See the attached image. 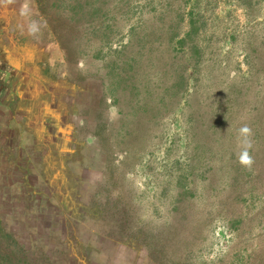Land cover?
<instances>
[{
    "label": "rangeland",
    "instance_id": "374dc122",
    "mask_svg": "<svg viewBox=\"0 0 264 264\" xmlns=\"http://www.w3.org/2000/svg\"><path fill=\"white\" fill-rule=\"evenodd\" d=\"M0 17L44 92L28 138L0 139V264H264V0H0Z\"/></svg>",
    "mask_w": 264,
    "mask_h": 264
},
{
    "label": "crops",
    "instance_id": "0c3cea01",
    "mask_svg": "<svg viewBox=\"0 0 264 264\" xmlns=\"http://www.w3.org/2000/svg\"><path fill=\"white\" fill-rule=\"evenodd\" d=\"M23 65L21 54L17 53L15 45L8 42L6 21L0 17V139H6L7 142L28 138L27 135L32 131L30 126L33 111L39 107L37 103L42 102L44 97L43 91L33 90L32 79ZM34 98L37 100L33 101ZM22 109L31 110L27 118L22 115L17 117L18 110ZM48 109L45 107V110ZM43 117L41 123L46 118L53 122L58 120L55 115L44 114Z\"/></svg>",
    "mask_w": 264,
    "mask_h": 264
},
{
    "label": "clouds",
    "instance_id": "9594fccd",
    "mask_svg": "<svg viewBox=\"0 0 264 264\" xmlns=\"http://www.w3.org/2000/svg\"><path fill=\"white\" fill-rule=\"evenodd\" d=\"M239 134L243 138L241 143L244 146V150L240 153L239 161L242 166L250 169L254 163V159L248 150L252 147L251 137L253 133L249 126L244 125L239 129Z\"/></svg>",
    "mask_w": 264,
    "mask_h": 264
},
{
    "label": "trees",
    "instance_id": "16d2710c",
    "mask_svg": "<svg viewBox=\"0 0 264 264\" xmlns=\"http://www.w3.org/2000/svg\"><path fill=\"white\" fill-rule=\"evenodd\" d=\"M78 4V3H76ZM69 6V5H68ZM79 8H81V5H77V6H73L72 9H73V14L72 16H70L69 18V15H68V19H73L74 16L76 17L78 15V10ZM70 9V8H68ZM163 255V253L160 251V252H157L156 250L155 251H152L151 254H150V258L156 263V264H167V259L165 258V256H161ZM169 262V261H168ZM176 264H179V263H176Z\"/></svg>",
    "mask_w": 264,
    "mask_h": 264
}]
</instances>
